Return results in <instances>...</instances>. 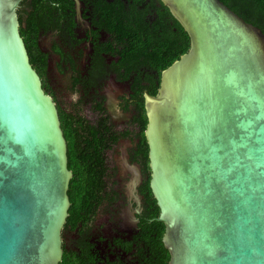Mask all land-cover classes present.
<instances>
[{
  "label": "water",
  "instance_id": "water-1",
  "mask_svg": "<svg viewBox=\"0 0 264 264\" xmlns=\"http://www.w3.org/2000/svg\"><path fill=\"white\" fill-rule=\"evenodd\" d=\"M19 2L0 0V264H59L72 174ZM162 2L189 37L146 99L168 264H264V33L221 0Z\"/></svg>",
  "mask_w": 264,
  "mask_h": 264
},
{
  "label": "flooded vegetation",
  "instance_id": "flooded-vegetation-1",
  "mask_svg": "<svg viewBox=\"0 0 264 264\" xmlns=\"http://www.w3.org/2000/svg\"><path fill=\"white\" fill-rule=\"evenodd\" d=\"M16 13L67 145L63 251L84 248L95 264L151 263L160 225L159 214L151 216L146 99L160 85L166 34L180 50L183 27L162 0H20ZM137 171L142 180L134 187Z\"/></svg>",
  "mask_w": 264,
  "mask_h": 264
},
{
  "label": "trees",
  "instance_id": "trees-1",
  "mask_svg": "<svg viewBox=\"0 0 264 264\" xmlns=\"http://www.w3.org/2000/svg\"><path fill=\"white\" fill-rule=\"evenodd\" d=\"M227 7L237 13L240 17H242L245 21L252 23L253 25L259 27L264 33V0H221ZM141 17V16H140ZM132 22H143V18L137 19V16H134ZM123 25V22H122ZM178 28H182L181 25H177ZM182 40L184 41V46L182 49L174 51L170 45L171 42V34H166L167 41V50H168V58L161 61L159 67L157 68L158 74L169 67L175 60H178L179 57L186 53L189 49V38L185 30L181 34ZM142 47L144 49V45L137 44L136 48ZM156 91V87H153L152 93L154 94ZM155 198L152 197V217H157L159 214V209L157 205H155ZM160 225L158 236L155 237L152 233L151 239V263L149 264H168L170 260V254L163 243V234H164V224L158 222ZM153 230L152 232H154ZM84 249V248H83ZM79 251L73 250H64L62 255V260L59 264H95V259L90 251L84 249ZM81 253L83 256L82 262H78L76 259V255ZM76 254V255H75Z\"/></svg>",
  "mask_w": 264,
  "mask_h": 264
}]
</instances>
